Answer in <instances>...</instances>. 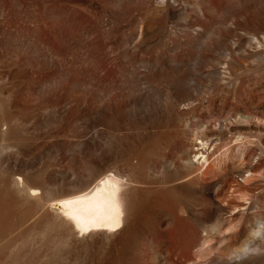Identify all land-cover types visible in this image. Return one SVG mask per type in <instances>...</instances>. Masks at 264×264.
<instances>
[{
  "label": "rangeland",
  "instance_id": "obj_1",
  "mask_svg": "<svg viewBox=\"0 0 264 264\" xmlns=\"http://www.w3.org/2000/svg\"><path fill=\"white\" fill-rule=\"evenodd\" d=\"M0 264H264V0H0Z\"/></svg>",
  "mask_w": 264,
  "mask_h": 264
},
{
  "label": "bare ground",
  "instance_id": "obj_2",
  "mask_svg": "<svg viewBox=\"0 0 264 264\" xmlns=\"http://www.w3.org/2000/svg\"><path fill=\"white\" fill-rule=\"evenodd\" d=\"M50 207L80 237L98 232H118L127 222L132 202L124 184L116 176L105 174L85 193L54 201Z\"/></svg>",
  "mask_w": 264,
  "mask_h": 264
}]
</instances>
